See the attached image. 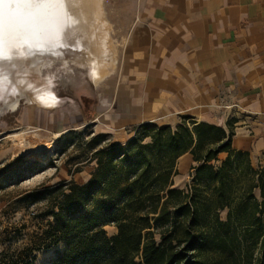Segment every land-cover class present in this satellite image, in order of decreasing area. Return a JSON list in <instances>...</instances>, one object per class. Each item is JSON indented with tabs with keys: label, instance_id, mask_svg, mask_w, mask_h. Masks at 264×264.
Instances as JSON below:
<instances>
[{
	"label": "trees",
	"instance_id": "16d2710c",
	"mask_svg": "<svg viewBox=\"0 0 264 264\" xmlns=\"http://www.w3.org/2000/svg\"><path fill=\"white\" fill-rule=\"evenodd\" d=\"M139 127L150 142L138 144L125 167L115 158L126 146L97 150L98 134L86 143L97 166L85 183L62 180L27 193L48 201L51 219L9 264H33L35 252L58 244L52 264H264V165L232 149L231 132L189 115L174 126ZM221 152L227 157L218 164ZM185 154L194 164L181 189L174 178Z\"/></svg>",
	"mask_w": 264,
	"mask_h": 264
},
{
	"label": "crops",
	"instance_id": "0c3cea01",
	"mask_svg": "<svg viewBox=\"0 0 264 264\" xmlns=\"http://www.w3.org/2000/svg\"><path fill=\"white\" fill-rule=\"evenodd\" d=\"M111 6L108 23L121 38L113 64L93 80L99 88L85 115L79 107L53 111L56 132L92 126L121 144L142 124L174 126L189 115L231 132V148L248 153L252 166L264 165V0H114ZM38 117L32 125L42 123ZM226 157L221 152L217 159ZM193 164L191 154L178 159L174 186Z\"/></svg>",
	"mask_w": 264,
	"mask_h": 264
},
{
	"label": "rangeland",
	"instance_id": "374dc122",
	"mask_svg": "<svg viewBox=\"0 0 264 264\" xmlns=\"http://www.w3.org/2000/svg\"><path fill=\"white\" fill-rule=\"evenodd\" d=\"M113 2H90L84 20L79 18L83 31L65 25L55 35L48 29L50 35L45 29L43 36L40 33L30 37L32 40L27 44L31 51L26 53L22 46L13 47L9 49L12 60L0 59V264H9L27 244H32L51 219L44 216L48 201H32L26 198L27 193L62 180L83 184L97 166L95 151L86 143L101 133L85 126L59 134L56 126H51V115L66 107L75 112L79 107L82 114L86 113V106L90 108L91 95L99 88L93 84L97 80L95 68L101 60L115 58L121 39L113 35V25L108 23ZM98 29L102 32L96 33ZM95 35L98 44L86 47L85 42ZM95 53L99 58H95ZM17 99L18 106L12 110L9 106ZM53 101L55 104L50 105ZM28 111L30 125L24 122ZM35 112L42 122L40 125L31 124ZM141 132L138 126L130 139L121 144L114 140L116 137L102 132L103 140L97 150L111 145L126 146L115 158L121 160L119 169L125 167L127 160H135L139 154L138 144L150 142L148 136L141 138ZM144 151L149 153L148 149ZM191 171L190 168L186 173L181 172L176 178L177 188H187ZM221 216L224 218L225 213ZM105 230L108 236L117 232L114 225L105 226ZM62 249L63 244H58L38 250L33 264H52Z\"/></svg>",
	"mask_w": 264,
	"mask_h": 264
},
{
	"label": "bare ground",
	"instance_id": "6f19581e",
	"mask_svg": "<svg viewBox=\"0 0 264 264\" xmlns=\"http://www.w3.org/2000/svg\"><path fill=\"white\" fill-rule=\"evenodd\" d=\"M92 1L93 0H0V59L4 57L7 60H12V57L9 55V49L13 47L22 46L26 53L28 50L31 51L27 43L29 40L31 42L32 36H36V34L41 33L43 36V34H45V29H47V32L49 31L48 29H51V34H57L56 32L60 30V27L62 28L68 25V28L71 26L74 27L75 30L83 31V25H80L82 22L79 23V20L86 16V9ZM80 17L81 19H79ZM83 20L84 18L82 21ZM92 31L93 30H91V33L93 34ZM97 32L101 33L102 31L98 29L96 33ZM48 33L47 35L50 34ZM91 33L90 35H92ZM96 37V35L94 38L91 37L84 45L90 48V46L98 44V39ZM7 46L10 48H3ZM96 55L97 53H95V56ZM95 58L97 59L99 57L96 56ZM101 61L95 68L94 75L97 80L105 75L107 71L109 72L110 69L108 70V68L113 64V58H111L110 61L108 59L105 62ZM14 86L18 91V95L22 96V93L17 87L18 85L14 84L13 87ZM55 102L56 101H53L49 104L54 105ZM17 106L18 99L9 107L15 110ZM20 135H22L21 132Z\"/></svg>",
	"mask_w": 264,
	"mask_h": 264
},
{
	"label": "built area",
	"instance_id": "2783aa9c",
	"mask_svg": "<svg viewBox=\"0 0 264 264\" xmlns=\"http://www.w3.org/2000/svg\"><path fill=\"white\" fill-rule=\"evenodd\" d=\"M110 0H105L106 3H108Z\"/></svg>",
	"mask_w": 264,
	"mask_h": 264
}]
</instances>
